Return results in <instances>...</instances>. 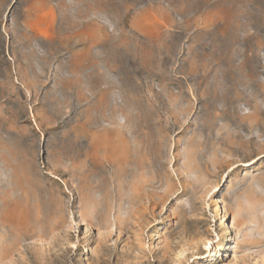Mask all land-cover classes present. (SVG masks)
Instances as JSON below:
<instances>
[{
    "label": "rangeland",
    "instance_id": "374dc122",
    "mask_svg": "<svg viewBox=\"0 0 264 264\" xmlns=\"http://www.w3.org/2000/svg\"><path fill=\"white\" fill-rule=\"evenodd\" d=\"M114 1L169 24L99 41L122 85L90 91L13 87L12 36L27 48L28 9L49 0H0V264H264V0ZM129 115L139 192L131 171L111 179Z\"/></svg>",
    "mask_w": 264,
    "mask_h": 264
},
{
    "label": "crops",
    "instance_id": "0c3cea01",
    "mask_svg": "<svg viewBox=\"0 0 264 264\" xmlns=\"http://www.w3.org/2000/svg\"><path fill=\"white\" fill-rule=\"evenodd\" d=\"M18 1L16 0L15 4ZM102 1L107 12L102 11L98 6L99 0H49V4L35 2L31 9L29 7L25 24L28 30V47L25 48L21 41H17L12 36L11 56L5 57L10 63V69L7 71L13 87L46 90L63 83L91 91L94 82L100 83V88L107 85L113 88L116 81L122 83L123 78L115 73L113 67L104 71L97 67L100 54L96 48L97 43L109 38L117 41L119 37L125 36L127 27L138 32H146L147 27L167 25L169 20L162 14L150 15L146 10L133 16L123 12L115 15L112 13L115 1ZM171 1L162 0L163 7H159V10L170 6ZM15 4L11 7V11ZM8 21L11 27V22L15 24L12 17L8 18ZM36 47L39 50L35 49ZM26 49L30 52L25 53ZM40 58L47 60V63L42 64L38 69L39 66L34 62ZM72 63L76 68L72 67ZM107 66L109 67V64ZM0 74V85H3L4 74L1 72ZM125 78V84L128 86L129 76Z\"/></svg>",
    "mask_w": 264,
    "mask_h": 264
},
{
    "label": "bare ground",
    "instance_id": "6f19581e",
    "mask_svg": "<svg viewBox=\"0 0 264 264\" xmlns=\"http://www.w3.org/2000/svg\"><path fill=\"white\" fill-rule=\"evenodd\" d=\"M11 23H12V29L14 30V23L13 22H11ZM16 38H17V41L21 40L19 36H17ZM32 57H33V55H32ZM28 58H31V57H28ZM28 58H26V59H28ZM46 61H44V63H47ZM34 63H36V62H34ZM99 68L102 71H104V69H105L104 66L101 65V63L99 64ZM38 69H40V67H38ZM116 84L119 85V88L122 85L121 83H118L117 81H116ZM121 92H122V89H120V93L113 96V98L115 97L116 100L125 103L126 101L124 99L125 98L124 94H122ZM111 99H112V97H111ZM125 104H127V103H125ZM111 113L113 115L114 111H111ZM112 115L109 114L108 118H110ZM124 115H125V113H124ZM130 116L131 115H129V120H128V123L126 124L125 134H126L127 139L129 140L128 143L129 144L131 143L132 150L129 151V147L127 144L124 145L122 147V149L119 151L114 149L115 157H113V159H112L113 165L117 162L118 159L122 160L124 165L121 168V171L119 170V168H117V170H116L117 172L114 173V177L111 179H112L113 184L117 180L120 182V181H122V179H125V171L126 170L128 172L131 171L130 173L132 174L133 180H134L133 190L139 192L140 190H143V188L145 187L146 182H147L146 178L144 177V173H145L144 167L147 164V160L144 156L139 154V152L142 148V140H141L140 136L135 132L136 131V125L140 124L141 121L138 118H135V116H132V117H130ZM127 117H128V115L126 114V118ZM93 145H94V147H98L101 149L105 147V144L99 145L96 142H94ZM129 153H131L133 156V160H131L130 162L127 160ZM115 174H116V176H115ZM156 176L157 175L155 173H152V177H151L152 180H155Z\"/></svg>",
    "mask_w": 264,
    "mask_h": 264
}]
</instances>
